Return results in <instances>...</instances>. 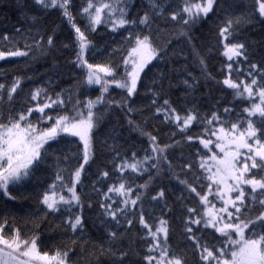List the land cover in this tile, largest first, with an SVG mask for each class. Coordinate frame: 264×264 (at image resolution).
<instances>
[{"label":"snow or ice","instance_id":"6c2138e0","mask_svg":"<svg viewBox=\"0 0 264 264\" xmlns=\"http://www.w3.org/2000/svg\"><path fill=\"white\" fill-rule=\"evenodd\" d=\"M33 2L40 15L28 16L29 27H16L14 36H0V61L27 58L24 62L31 64L63 51L81 76L77 89L67 94L50 92L51 78L47 87L27 91L23 85L31 76L0 82V195L23 202L34 194L37 209L19 218L33 228L49 216L59 219L73 246L41 251L39 235L22 232L16 213L5 211L0 213V264H74L76 240L86 236L89 224L99 227L104 241L93 244V254L108 257L111 264H189L186 252L170 244L174 205L182 209L183 238L197 264H264V52L254 59L250 48L256 42L240 35L248 25L264 28V0H253L254 11L243 15H236L235 0ZM53 12L68 26L63 39L57 35L61 24L49 31L40 23ZM210 26L217 45L197 48L194 32ZM105 31L113 42L118 38L117 47L102 48L93 38ZM161 34L167 38L161 40ZM172 39L190 46L203 79L219 85L231 100L216 98L208 113L194 100L191 107L174 106L166 95L168 74L153 73L170 59ZM260 44L264 48V40ZM216 51L225 58L220 79L208 70V58ZM97 54L107 58L90 62ZM188 76L191 80L182 84L191 95L200 79ZM93 89L99 92L94 97ZM141 91L148 95L151 116L172 127L170 142L161 140L159 130L149 131L147 120L134 118L143 110ZM109 111L124 113L129 131L143 137L146 147L122 152L108 142L111 134L98 147ZM185 145L195 149L191 161L183 153ZM100 147L111 155L98 163ZM48 168L52 175L41 182ZM165 179L175 183L164 185ZM33 181L39 191H17ZM93 209L94 216L86 214ZM134 235L143 242L142 250Z\"/></svg>","mask_w":264,"mask_h":264},{"label":"trees","instance_id":"16d2710c","mask_svg":"<svg viewBox=\"0 0 264 264\" xmlns=\"http://www.w3.org/2000/svg\"><path fill=\"white\" fill-rule=\"evenodd\" d=\"M82 2V0H79ZM171 3L172 0H169ZM232 0H226L227 3H231ZM237 8L235 9L236 15L251 14L254 11L253 0H235ZM175 3L178 5L180 0H175ZM32 15H40L39 10L34 5L33 0H0V36L4 33H8L10 36H14V29L16 27L21 28L22 30L27 29L29 24L27 22V17ZM78 22L82 24V21ZM40 23L47 25L48 30L51 31L57 24H61V20L57 14L49 13L45 15L40 20ZM171 31V25H166ZM63 31H57V35L63 39V36L67 34L68 26L66 24H61ZM100 32V30H97ZM194 35L196 39L194 43L199 49H206L210 45H217V37L215 35V27H204L199 31H195ZM246 40L249 42L255 41V45L250 48V51H253V58L259 60L260 53L264 52V48H261L260 42L264 40V28L261 27L259 23L254 25H248L240 33ZM93 38L100 45V47H117L119 40L117 38L116 42H113L109 34L105 31L100 33L99 36L93 34ZM161 40L166 39L167 37L161 34ZM16 40L19 46L22 47L23 40L16 36ZM107 40V43L105 42ZM3 46V41H0V47ZM170 52V59L166 64L162 65L160 69H154L153 73L158 71H164L168 74L169 80L171 81V87L168 86V83L165 82V89L167 97L174 102V106L178 109L184 107H191L192 104L190 101H195L197 107L203 113H208L215 105L216 98L223 97V101L231 100V96L228 95L227 91H223L221 87L217 84H214L212 81H205L201 76L199 66L195 62V58L192 55L190 46L183 40L172 39L171 44L167 45ZM218 47V46H217ZM110 50V48H109ZM107 57L97 54L96 56H90V62H103ZM114 60H118V56H113ZM27 58H17L9 59L6 61H0V82H10L15 75L21 76H31V79H26L23 87L27 91L30 88L36 86H48V78H51L54 81V86L49 89L50 92H64L67 94L69 91H75L77 89V80L80 78L81 73L78 69H74L69 63V56L66 52L57 51L50 56L39 58L38 60L32 62L31 64H26L24 61ZM225 62V58L220 55L219 51L214 52L208 58V70L212 72L217 79L222 78V74L219 69L221 65ZM188 73H191L192 76H196L200 79V84L197 89L191 94L188 95L184 91L182 84L183 79L191 80V77L188 76ZM148 87H151V82H146ZM81 93L83 89L80 90ZM230 91V90H229ZM90 93L93 95L99 94L98 89L90 90ZM115 94V93H113ZM119 99V97H117ZM148 95L141 91L139 97V105L142 107V111L136 112L134 118L137 122L142 120H147V127L149 131L159 130L160 138L164 142H170L172 137L170 133L173 131L170 125L162 123L159 119L151 116L152 109L147 106ZM239 103V102H237ZM239 110V109H238ZM127 119L124 113L120 111H109L105 114V119L101 123V136L98 141L99 145L103 144L105 135L111 134L108 142L116 143L122 150V152H129L134 150H139L141 147H146L143 137H137L135 133H132L128 129ZM195 127V126H194ZM199 129L197 128V132ZM179 133L176 134L175 139H179ZM71 149L75 150L76 146H70ZM195 151V149H189L186 145L183 148V153L186 158L190 161L193 160V157L189 153ZM181 150L176 149L175 155L179 156ZM110 152L102 147L99 148V160H104L110 158ZM95 170V166L94 169ZM52 169L48 168L44 170L45 175L41 177V173H37L38 177H41V182L44 179H50L52 175ZM94 179V177L90 178ZM143 178L139 179L137 183H142ZM157 181L156 183H158ZM87 183V181H86ZM164 185L174 184L175 182H170L168 179L163 181ZM155 183L153 184V187ZM39 191L37 187V182L33 181L25 189L17 191H27L33 193V190ZM177 189L172 188L171 191L175 192ZM175 199V196L169 201L172 203V200ZM147 206V205H146ZM38 205L36 204L35 195L33 194L30 199L24 200L23 202H8L6 198L0 195V213L9 212L16 213L17 225L21 228L22 232H27L31 235L33 232H36L39 235L38 246L41 251L54 250L56 247L64 246H73L72 245V234L63 231L60 225V220L52 216H49L47 220L38 221L37 227L33 228L32 224H25L23 220L19 217L25 211H33L37 209ZM174 211L171 214L170 224V244L173 249L177 252H186L189 260V264H197V257L193 254L192 250L188 247V242L183 238L182 231V222L181 215L182 209L179 205H174ZM95 209L92 211H87L86 214L89 216H94ZM158 214V210H157ZM141 231L137 229L138 233ZM135 241V246L138 250H142L143 242L140 240L138 235L133 237ZM206 239L211 240V237L208 236ZM82 240H87V243H82ZM102 232L98 226H93L89 224L86 229V236L83 238H77L75 248L76 251L72 254L74 264H111V261L106 256H99L98 253H94L93 244L100 245L103 244Z\"/></svg>","mask_w":264,"mask_h":264},{"label":"rangeland","instance_id":"374dc122","mask_svg":"<svg viewBox=\"0 0 264 264\" xmlns=\"http://www.w3.org/2000/svg\"><path fill=\"white\" fill-rule=\"evenodd\" d=\"M11 59H17V58H11Z\"/></svg>","mask_w":264,"mask_h":264}]
</instances>
